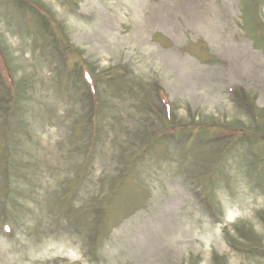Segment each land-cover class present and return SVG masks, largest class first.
Wrapping results in <instances>:
<instances>
[{
  "label": "rangeland",
  "instance_id": "374dc122",
  "mask_svg": "<svg viewBox=\"0 0 264 264\" xmlns=\"http://www.w3.org/2000/svg\"><path fill=\"white\" fill-rule=\"evenodd\" d=\"M259 135L264 0H0V264H264Z\"/></svg>",
  "mask_w": 264,
  "mask_h": 264
}]
</instances>
